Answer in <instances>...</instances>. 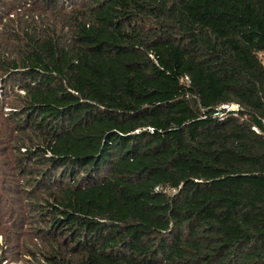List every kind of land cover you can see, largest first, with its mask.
<instances>
[{
    "label": "trees",
    "instance_id": "16d2710c",
    "mask_svg": "<svg viewBox=\"0 0 264 264\" xmlns=\"http://www.w3.org/2000/svg\"><path fill=\"white\" fill-rule=\"evenodd\" d=\"M79 2L0 0V264H264V0Z\"/></svg>",
    "mask_w": 264,
    "mask_h": 264
},
{
    "label": "rangeland",
    "instance_id": "374dc122",
    "mask_svg": "<svg viewBox=\"0 0 264 264\" xmlns=\"http://www.w3.org/2000/svg\"><path fill=\"white\" fill-rule=\"evenodd\" d=\"M6 2H8L9 0H5ZM82 1L84 0H80V3H82ZM60 9V8H47L46 10L43 9V6L41 7V13H42V17L40 16H37L36 14L35 15H32L30 14L32 11L31 10H27L25 9L24 7H17V10L16 11H12V14H8V11L6 15H3V18L5 20H7V24H9V28H12V29H24L26 27V24H30L31 20L33 18H35V20H38V24L37 26H40L42 28H44L45 26L46 27H49L51 28L52 30L56 29L57 31V34L59 35H62L64 34L65 32H67V27H64L63 24H64V20L66 19V13L67 11H71L72 9L71 8H67L66 7V10L67 11H61V12H57V10ZM40 12H38L37 14L40 15ZM0 15H1V11H0ZM14 16V17H13ZM2 26H3V22L0 21V42H9V44L12 45V50L14 53H19L18 52V49L22 50L23 49V43L20 42H14L10 39L7 38L6 35H4V38L1 37V31H2ZM13 55V54H12ZM2 75V69L0 68V77ZM2 86L0 85V92L2 91ZM2 94V92H1ZM9 99V98H8ZM11 100V99H10ZM236 108V107H235ZM4 110V117H7V114L6 113H10V107H5ZM1 133H3L5 135V132H6V129L4 126L1 127V130H0ZM4 138L5 136H2V141L0 143V165L3 166L4 169H7V168H10L11 166V161L10 160H7L4 155H1L3 150H5V146L3 144V141H4ZM5 166V167H4ZM14 173H12L11 171H7V172H3V171H0V194L2 195H6V196H11V194L9 193L8 191V187L12 184L13 182V179H14ZM7 188V189H6ZM4 202L2 203V206H4ZM9 208V207H8ZM4 210V209H3ZM10 212H11V209L9 208ZM7 212V211H6ZM11 217V213L9 215V217L6 218L5 221H7V219L9 218L10 219ZM28 236H26L23 240L24 241H27L28 240ZM0 243L3 244V238H2V235L0 236ZM19 252L18 249H13V248H7V251H6V256H8L10 259V263L8 264H23V261L26 260V258H22L20 259V252Z\"/></svg>",
    "mask_w": 264,
    "mask_h": 264
},
{
    "label": "built area",
    "instance_id": "2783aa9c",
    "mask_svg": "<svg viewBox=\"0 0 264 264\" xmlns=\"http://www.w3.org/2000/svg\"><path fill=\"white\" fill-rule=\"evenodd\" d=\"M236 107V108H235ZM231 109H238V106L237 105H232L231 107H230Z\"/></svg>",
    "mask_w": 264,
    "mask_h": 264
}]
</instances>
